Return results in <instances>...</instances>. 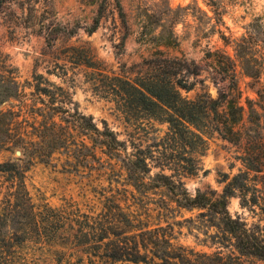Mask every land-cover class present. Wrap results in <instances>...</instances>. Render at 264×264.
<instances>
[{
    "label": "rangeland",
    "instance_id": "rangeland-1",
    "mask_svg": "<svg viewBox=\"0 0 264 264\" xmlns=\"http://www.w3.org/2000/svg\"><path fill=\"white\" fill-rule=\"evenodd\" d=\"M92 1L39 0L34 3L13 0L4 3L0 7V72L3 69L12 72L28 103L37 98L33 78L41 75L43 85L47 86L46 82L52 86L56 104L65 102L70 113L77 108L80 113L93 117L98 126L104 120L119 140L127 142L129 152L134 150L132 145L143 150L148 156L146 161L151 176L157 173L171 176L173 180H179L191 196L197 192L221 193L226 176L231 178L239 170H244L239 160L241 151L212 129L209 122L212 115L208 116V112L197 104V99L208 96L216 100L223 93L230 95L237 90L236 96L240 97L245 108L247 127L248 115L254 117L248 105L264 115V111L258 108L259 105L264 107V0H94L96 4ZM98 11L102 15L99 27L88 34L84 27L91 24ZM119 11L125 16V24L119 18ZM73 28L75 34L67 35V31ZM152 32L164 36L172 32L177 45H154L149 41ZM248 36H252L255 44H243L251 49L249 47L246 52L247 61L240 64L236 57V43ZM46 37L51 39L50 46H47ZM83 54L100 70L88 66V60L83 61ZM227 58L233 68L232 71L228 68L225 73L222 67H218V60L229 67ZM155 60H167L173 62L167 63L173 66L178 63L188 66L185 70L182 65H176L177 74L172 78L180 86L191 87L188 92L178 87V93L190 106L197 129L182 121L178 125L180 135L174 133L172 125L164 121V115L162 119L153 118L141 111L135 100L130 103L111 91L102 90L101 86L109 83L105 76L147 82L156 74L147 64ZM231 76L235 79L236 89H233ZM41 98L46 103L49 100ZM11 106L7 103L2 109L19 111L17 105ZM38 106L41 105L38 103ZM18 115L13 130L26 134L23 137L26 141H34L32 127L41 119L36 120L26 110ZM61 117L66 118L64 114L56 115L55 121L60 122ZM80 137L77 130L69 141V150L75 147L73 141L76 143L77 160L74 161L68 158L66 149L54 154L49 163L39 162L33 153L24 156L20 152L16 156L15 152L19 150L0 153V163L15 162L24 172V183L34 212L46 213V208L64 209L76 218L97 213L103 200L100 197L102 188H107L106 194L117 198L125 196L121 205L144 217L151 228L169 226L176 244L206 254L225 256L233 251L229 243L221 239L216 227L208 222L205 211L177 208L163 189L151 190L141 196L130 187H121L114 182L118 166L113 172L109 162L99 154L101 161L90 159L84 162V152L79 148ZM8 184L6 176L0 175L2 220L6 216V206H9ZM123 189L128 190L127 195ZM129 192H133L134 197ZM228 210L248 224L264 225L259 221L258 209L255 208L254 213L242 209L238 198L230 199ZM15 217L21 224L17 227L19 236L30 240L38 237L30 210ZM4 234L14 233L6 231ZM56 235L63 238L65 233L59 231ZM39 247L31 248L28 264H59L54 251L66 254L61 264H66L65 260L71 264H92L95 261L86 250Z\"/></svg>",
    "mask_w": 264,
    "mask_h": 264
},
{
    "label": "trees",
    "instance_id": "trees-1",
    "mask_svg": "<svg viewBox=\"0 0 264 264\" xmlns=\"http://www.w3.org/2000/svg\"><path fill=\"white\" fill-rule=\"evenodd\" d=\"M10 1L13 0H0V7ZM31 1L39 2V0ZM91 3L97 2L93 0ZM118 15L125 24L123 12L119 11ZM101 18V11H98L91 24L84 27V31L88 34L94 33L99 27ZM256 27L259 25L256 24ZM153 33H150L149 41L154 45L158 47L177 45L172 32L169 36ZM74 34L75 28L67 31L69 36ZM46 42L47 46L51 45L49 37H46ZM236 44L238 47L236 57L240 64H243L247 61L246 52L250 47H244L243 44H255L254 40L252 36L242 37ZM216 55L218 54H214ZM83 57L84 62L88 60L86 62L88 66L100 70L96 64H90L86 55L83 54ZM168 62L167 60L149 62L147 67L156 74L147 82H131L118 76H105L109 79V83L101 87L103 91H111L130 103L135 100L141 111L153 118L162 119L164 115L166 117L163 118L164 121L172 125L174 133L180 135L178 125L182 121H186L196 129L198 126L189 110L190 106L178 93V87L186 92L190 91L191 87L180 86L181 84L172 78L177 74L180 65L182 68L185 67V70L188 66L178 63L175 64L178 66L175 68L173 65H168ZM227 62L229 67L218 60V67H222L225 73H228V68L231 71L233 68L229 58ZM165 66L174 71L165 69ZM1 71L3 72H0V153L19 150L24 156L33 153L39 162L49 163L54 154H60L66 149L68 158L74 161L77 160L76 143L73 141L72 145L75 147L73 146L72 150H69L68 145L70 138H73L78 130L81 135L79 148L84 152L82 155L85 158L84 162L90 159L101 161L99 154L109 162L113 172L115 166H118L117 178L114 182L121 187H130L141 196H146L151 190L163 189L168 194L169 201L177 208L205 211L204 215L208 217V222L216 227L221 239L229 243L233 251L223 256L220 253H198L180 246L175 243L169 226L156 225L151 228L144 217L121 205L125 196L117 198L113 194H106L107 188H102L103 194H100V197L103 200L97 213L83 214L76 218L64 209L46 208V213L34 212V205L24 183V172L19 164L6 161L0 163V175L6 176L9 182L6 192L9 206H6L8 208L5 219H0V264H28L31 259V248L36 245H39V248L45 245L50 248L58 246L65 249L86 250L95 261L102 264H264V225L248 224L240 216L231 215L228 210L230 199L238 198L242 209L254 213L257 208L261 216L259 221L264 222V115L248 105L254 117L248 115L250 119L247 121L249 123L247 127L244 120L245 108L239 101L240 97L236 96L237 90L230 95L223 93L216 100L202 96L197 99V104L208 112L209 117L212 115L209 118V122L213 125L212 129L223 140L239 147L241 151L239 160L244 170H239L231 178L226 176L225 185L219 194L197 192L191 196L179 180H173L171 176L162 173L151 176L146 161L148 156L143 150L132 145L131 149L134 150L129 152L127 142L119 140L117 134L104 120L100 121L101 126H98L93 117L80 113L77 108L70 113L65 108L67 105L65 102L60 101L56 104V94L50 88L52 86L46 82L47 86L43 85L41 75L33 78V81H36L33 89L37 98L28 103L12 72L6 69ZM230 81L233 89H236L233 76L230 77ZM56 89L62 91L61 88ZM96 89L100 88L96 86ZM41 96L48 98V102L46 103ZM7 103L12 105V108L17 105L19 111L15 112L13 109L4 111L2 106ZM38 103L41 106H38ZM258 108L264 111L263 106L259 105ZM22 110L29 112L36 120L41 119L36 122L37 126L32 127L34 141H26L23 138L26 134L13 130V124ZM62 114L66 118L61 117L60 122L55 121L54 117ZM61 122L66 125L63 126ZM189 132L190 130H187V133ZM190 134L198 137L194 132ZM28 161L31 160L28 158ZM123 190L127 195L128 190ZM129 195L134 197L133 192H129ZM26 210L31 211L33 226L38 232V237L31 240L17 234L19 229L17 227L21 224L15 216ZM3 231L5 233L12 231L14 234L5 235ZM59 231L65 233L63 238L56 235ZM54 255L57 257L56 261L61 264L66 254L54 251ZM65 263L71 264L69 260H65Z\"/></svg>",
    "mask_w": 264,
    "mask_h": 264
},
{
    "label": "water",
    "instance_id": "water-1",
    "mask_svg": "<svg viewBox=\"0 0 264 264\" xmlns=\"http://www.w3.org/2000/svg\"><path fill=\"white\" fill-rule=\"evenodd\" d=\"M15 154H16V156H19L20 155V151H16Z\"/></svg>",
    "mask_w": 264,
    "mask_h": 264
}]
</instances>
